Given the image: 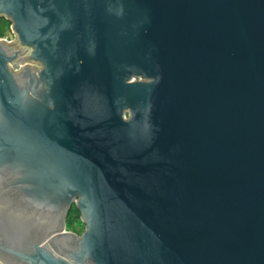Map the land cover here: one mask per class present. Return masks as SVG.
Segmentation results:
<instances>
[{"label":"water","instance_id":"water-1","mask_svg":"<svg viewBox=\"0 0 264 264\" xmlns=\"http://www.w3.org/2000/svg\"><path fill=\"white\" fill-rule=\"evenodd\" d=\"M3 18L0 264H264V0Z\"/></svg>","mask_w":264,"mask_h":264},{"label":"rangeland","instance_id":"rangeland-1","mask_svg":"<svg viewBox=\"0 0 264 264\" xmlns=\"http://www.w3.org/2000/svg\"><path fill=\"white\" fill-rule=\"evenodd\" d=\"M3 20H7V19L3 18ZM3 20L0 19V26H1V21H3ZM7 21H9V20H7ZM9 23H10V24H8L9 26L6 27V28H8V30L5 32V36L8 35V36L12 39L13 43H16V42H17V39H18V36H17V34L14 33V31L11 29L12 26H13V25H12V22L9 21ZM1 37H2V36H1ZM3 37H4V36H3ZM31 65H32V64H31ZM33 66H36V67H38V68L40 69V67H39L38 65H33ZM79 215H80V213H79L78 209H77L76 207H73L72 214H71L70 218H71L72 216L80 217ZM80 221H81V220H80ZM70 223L73 224L75 227H79V226H80V224H79V220H77V221H76V220H73V221H70ZM84 229H85V226L82 225L81 228H80V230H84ZM69 230H70V228H69Z\"/></svg>","mask_w":264,"mask_h":264},{"label":"trees","instance_id":"trees-1","mask_svg":"<svg viewBox=\"0 0 264 264\" xmlns=\"http://www.w3.org/2000/svg\"><path fill=\"white\" fill-rule=\"evenodd\" d=\"M3 20V19H2ZM10 24L9 21L7 20H3L1 21V26H0V35L3 37L5 36V32L8 30V27ZM80 216V215H79ZM73 220H79V224L80 226L79 227H75L73 224L70 223V221H73ZM68 229L70 228L71 231H74V232H77L78 234H81L83 233L84 230H80L81 226L83 225V223L80 221V217H75V216H72L70 219H69V222H68Z\"/></svg>","mask_w":264,"mask_h":264},{"label":"flooded vegetation","instance_id":"flooded-vegetation-1","mask_svg":"<svg viewBox=\"0 0 264 264\" xmlns=\"http://www.w3.org/2000/svg\"><path fill=\"white\" fill-rule=\"evenodd\" d=\"M6 19V18H5ZM0 37H1V35H0ZM1 41H4L3 39H0ZM4 42H7V43H9V44H12L13 43V41H10V42H8V41H4ZM19 66V65H18ZM16 70V72H18L20 69H21V66H19V67H17V68H15ZM73 207H76L75 205H73L72 206V210H73ZM70 219V218H69ZM69 219L67 220V230H66V233H71V234H73V235H77V236H81L82 235V233L81 234H78L77 232H74V231H71V230H69L68 229V222H69ZM80 220H81V216H80ZM82 222V221H81ZM83 223V222H82ZM84 225V224H83ZM85 226V225H84ZM84 232V231H83Z\"/></svg>","mask_w":264,"mask_h":264},{"label":"built area","instance_id":"built-area-1","mask_svg":"<svg viewBox=\"0 0 264 264\" xmlns=\"http://www.w3.org/2000/svg\"><path fill=\"white\" fill-rule=\"evenodd\" d=\"M0 39H3L4 41H8V42L12 41V39L8 35H6L4 37H0Z\"/></svg>","mask_w":264,"mask_h":264}]
</instances>
